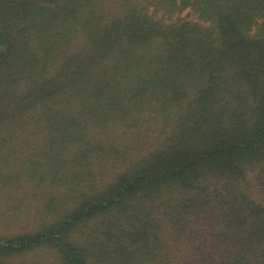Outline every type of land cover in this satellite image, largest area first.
<instances>
[{"label":"trees","instance_id":"16d2710c","mask_svg":"<svg viewBox=\"0 0 264 264\" xmlns=\"http://www.w3.org/2000/svg\"><path fill=\"white\" fill-rule=\"evenodd\" d=\"M0 264H264V0H0Z\"/></svg>","mask_w":264,"mask_h":264},{"label":"rangeland","instance_id":"374dc122","mask_svg":"<svg viewBox=\"0 0 264 264\" xmlns=\"http://www.w3.org/2000/svg\"><path fill=\"white\" fill-rule=\"evenodd\" d=\"M195 18V17H194Z\"/></svg>","mask_w":264,"mask_h":264}]
</instances>
